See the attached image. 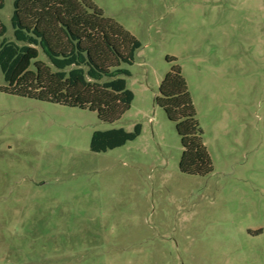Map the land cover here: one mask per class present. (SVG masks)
<instances>
[{"label": "rangeland", "instance_id": "rangeland-1", "mask_svg": "<svg viewBox=\"0 0 264 264\" xmlns=\"http://www.w3.org/2000/svg\"><path fill=\"white\" fill-rule=\"evenodd\" d=\"M88 1L141 43L124 66L134 101L109 123L0 91V264H264V0ZM13 3L0 11L9 39ZM168 59L210 175L180 171L181 138L156 102ZM137 125L134 141L91 150L94 132Z\"/></svg>", "mask_w": 264, "mask_h": 264}, {"label": "trees", "instance_id": "trees-1", "mask_svg": "<svg viewBox=\"0 0 264 264\" xmlns=\"http://www.w3.org/2000/svg\"><path fill=\"white\" fill-rule=\"evenodd\" d=\"M11 27L0 19V91L72 108L90 109L101 120L113 123L131 109L133 92L125 77L141 43L122 26L106 18L88 0H14ZM5 0H0V11ZM44 55L47 62L41 60ZM173 63L164 77L156 102L176 124L183 154L180 171L192 176L213 172L211 156L188 83ZM123 128L94 132L91 150L107 152L134 141Z\"/></svg>", "mask_w": 264, "mask_h": 264}]
</instances>
